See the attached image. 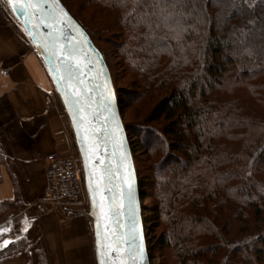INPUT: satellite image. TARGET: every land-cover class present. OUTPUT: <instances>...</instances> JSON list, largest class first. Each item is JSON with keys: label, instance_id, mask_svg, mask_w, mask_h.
Listing matches in <instances>:
<instances>
[{"label": "trees", "instance_id": "1", "mask_svg": "<svg viewBox=\"0 0 264 264\" xmlns=\"http://www.w3.org/2000/svg\"><path fill=\"white\" fill-rule=\"evenodd\" d=\"M62 1L95 43L106 32L120 40L132 84L158 98L144 122L125 123L134 153L153 162L144 175L135 154L143 198L154 199L145 225L163 226L155 246L170 253L166 263L209 264L222 248L217 264H264V101L255 106L264 100V0ZM15 187L0 199L1 238L24 203ZM228 201L220 223L215 213ZM31 249L21 237L0 258Z\"/></svg>", "mask_w": 264, "mask_h": 264}, {"label": "water", "instance_id": "2", "mask_svg": "<svg viewBox=\"0 0 264 264\" xmlns=\"http://www.w3.org/2000/svg\"><path fill=\"white\" fill-rule=\"evenodd\" d=\"M38 2L42 5V10L30 9L29 11L34 14L27 17L23 12H14L8 0H0V7L39 57L68 122L75 152L82 168L87 208L85 213L93 240L95 264H101L102 259L106 264H112L113 260L116 264H120L115 251L109 250L107 256L101 257L100 245L97 242L99 240L101 244L110 243V240L103 239L106 234L110 235L112 230L116 229L118 234L122 235L131 230L136 223L139 225L143 242L144 259L141 260L139 255H136L135 264H151L139 173L120 107L118 91L107 59L62 0H38ZM56 5H59V8ZM60 9H63L67 16H63ZM50 12L56 14L58 23L48 18L47 14ZM53 27L63 30L62 36L60 32L53 33L57 37L56 55L52 54L53 45L49 36V33L53 32ZM73 47L75 51L69 59L68 50ZM64 60H68L74 67L79 65L78 71L71 80L60 67V63ZM109 174L112 176L111 183L108 180ZM101 175L104 176L105 189L119 185L123 181L128 182L123 184V197L119 195L117 189L118 206L115 211H118L119 215H113L111 221L106 219L104 213L108 210L113 193L105 190L96 193L95 197L93 193ZM129 184L134 195V205L131 209L128 201ZM102 196L107 197L103 202V210ZM120 203L124 205L123 208L119 207ZM118 224L123 227H117ZM125 247L126 245H121L122 257ZM123 259L125 264H133V261L127 257Z\"/></svg>", "mask_w": 264, "mask_h": 264}, {"label": "crops", "instance_id": "3", "mask_svg": "<svg viewBox=\"0 0 264 264\" xmlns=\"http://www.w3.org/2000/svg\"><path fill=\"white\" fill-rule=\"evenodd\" d=\"M66 129L60 102L39 57L0 13V151L5 153L0 162V199L14 198L17 184L26 204L2 225L7 233L0 245L21 237L32 245L29 254L0 258V264H95L83 209L79 205L48 207L41 200L47 186L46 156L53 152L66 157L73 154ZM39 167L42 177L37 185L32 175Z\"/></svg>", "mask_w": 264, "mask_h": 264}, {"label": "rangeland", "instance_id": "4", "mask_svg": "<svg viewBox=\"0 0 264 264\" xmlns=\"http://www.w3.org/2000/svg\"><path fill=\"white\" fill-rule=\"evenodd\" d=\"M77 1L79 2L80 0H76L75 4L78 3ZM0 13L5 15V12L3 11V9L1 7H0ZM84 15L87 18L89 17L88 13L87 14L85 13ZM97 36H96V43H97L96 45H98L101 48L102 52L104 53V55L107 59V62L110 66V69L112 71V75H113L115 85H116V88L118 91V97H119V101H120V107L122 110L124 122H126V123L131 122L132 124L144 122V120L146 119V117L151 112V110H152V108H153V106L156 103L158 98L157 97L148 98L147 96L143 97L142 94L140 93L143 90L142 89L138 90V87H136V86H134V84H132V81H134V78L132 77V75L129 74L128 71H126L124 69V67L122 65L121 58H120L119 53H118L119 50H118L117 45L120 44V40H118V38L115 37V35L110 33V32L109 33L106 32V33H103V34H100ZM228 89H229L228 86H225V85L223 86L222 96L223 95L224 96L230 95V91H228ZM124 92L126 94H123ZM127 94L128 95L130 94V95L128 96ZM122 95H123V99H120V97ZM258 101H259L258 104H255V106L261 108L263 106L262 102L264 100H262V101L258 100ZM150 125H156V124L151 123ZM69 131H70V129H69ZM133 139L136 140L135 138H133ZM131 140H132V138H130V142H131ZM222 140H223V137H220L218 142H221ZM71 142L73 144L72 135H71ZM243 142H244V140L241 139L240 144H242ZM131 146L133 149L132 142H131ZM73 147H74V144H73ZM74 151H75V147H74ZM133 152H134V150H133ZM142 152H137V154L135 152L134 157L136 154L138 159L141 160L139 162V167L141 169L142 174L145 175V173L149 171V167L153 164V162H152V160H150L149 155H147L146 158L143 157ZM135 161H136V158H135ZM169 164L174 165V164H172L171 161L169 162ZM136 166H137V170H138L137 162H136ZM36 169H37V173L35 175H32V177H34L33 180L38 185V180L41 179L42 175H41L40 167L36 168ZM138 173H139V171H138ZM139 183H140V174H139ZM145 189L149 193L147 195L154 194L153 190L147 189V188H145ZM140 190L142 193V205H143V215H144V213L146 212L144 209V206L146 207L147 204H152V202H154V199H150V197L143 198L144 193H143L141 184H140ZM219 196L220 195L215 197L214 200L210 201V202L211 203L218 202ZM22 206H21V208H17L18 213L22 209L25 208L26 204L23 203ZM49 206L50 205H48V207ZM79 206H77V207L83 209V211L86 212V210H87L86 203L84 205H79ZM231 206H232V201H228V202L223 203L220 207H218L217 213H215V214L216 215L218 214V216L220 217V218L219 217L217 218L220 223L227 221V218L230 214ZM146 216H151L150 213L148 212V209L146 212ZM146 225H145V232L147 234L149 255L151 257V264H167L166 260L168 259V257L171 258L170 253L166 254V256L164 257L163 251H161L162 249H160L158 246H155V241L158 238V234L162 231L163 226L162 225L155 226V224H150V225L146 224ZM195 237L199 238L204 243H214V241H215V239L212 236L204 237L201 235L200 236L196 235ZM219 246L222 247L221 242L219 243ZM222 253H223V250L221 248L215 255L210 254L209 257H205V259L209 258L211 260L210 262L208 261L209 264H217L218 259L220 258ZM202 264H207V261L205 263H202Z\"/></svg>", "mask_w": 264, "mask_h": 264}, {"label": "snow or ice", "instance_id": "5", "mask_svg": "<svg viewBox=\"0 0 264 264\" xmlns=\"http://www.w3.org/2000/svg\"><path fill=\"white\" fill-rule=\"evenodd\" d=\"M161 0H156L157 6H159ZM8 3L12 6V9L14 12L20 11L23 12L24 15L27 16H32L34 13L30 12V9H38V10H42V5L38 2H33V0H8ZM134 3H140V0H134ZM183 6V5H182ZM57 8H59V5H56ZM172 7L175 8L176 4L173 3ZM60 12L63 16H67V13L63 12V9H60ZM155 14V13H153ZM183 13H181L182 15ZM49 19H52L54 22L58 23V19L57 16L54 12H50L47 14ZM171 13H169V18L171 17ZM167 19V18H166ZM71 21L69 20V23ZM49 27H52V25H48ZM55 32H60L61 36L63 35V30L59 29V28H55L53 27V32L49 33V36L52 39V54L56 55L57 54V50L55 48V44L57 41V37L53 34ZM75 51V48L73 47L72 49H69V59H71V54L72 52ZM60 67L63 68V70L67 73L68 79L71 80L73 75L78 71L79 69V65H77L76 67H74L71 63L68 62V60H64L60 63ZM81 83H83V81H81ZM110 99V97H109ZM90 107V105H88ZM114 115V114H113ZM83 119V118H82ZM126 158V157H125ZM105 171H108V169H105ZM118 171V168H117ZM108 180L109 183H111L112 180V176L109 174L108 176ZM124 183H128L127 181H123L121 184L116 185L114 187H109L107 189H105L104 186V176L101 175L98 183H97V187L96 189L93 190L94 193V197L95 194L100 192L102 193L103 191L107 190L113 193L111 202L108 204V210L107 212L104 213L106 219H108L109 221H111V218L113 215H119L118 211H115L117 209L118 206V201H117V189H119V195L121 197H123L124 192H123V184ZM107 200V197L102 196L101 197V209L103 210L104 204L103 202ZM128 201H129V208L131 209L132 206L134 205V195L132 192V188L131 185L129 184L128 186ZM120 208H123L124 205L122 203L119 204ZM97 227L99 228V223L97 225ZM117 227H123V225H117ZM97 235L99 236L100 233L99 231L97 232ZM105 241H111L110 243H103L101 244V242L98 240V244L100 245V255L101 257H105L108 255L109 250L115 251V253L117 254V257L119 258V262L120 264H125V260L123 259V257H127L128 259L133 261V264H135V257L136 255H139V257L141 258V260L144 259V247H143V242H142V238L140 236V229H139V225L138 223L134 224V226L132 227L131 230L121 234H118V232L116 231V229H113L111 234L108 235L106 234L103 238ZM9 243V241L5 240L3 242V245H7ZM3 245H0V247H2ZM121 245H126V247L123 249V257L121 256ZM101 264H106L105 260L102 259L101 260ZM112 264H116V261L113 260Z\"/></svg>", "mask_w": 264, "mask_h": 264}, {"label": "built area", "instance_id": "6", "mask_svg": "<svg viewBox=\"0 0 264 264\" xmlns=\"http://www.w3.org/2000/svg\"><path fill=\"white\" fill-rule=\"evenodd\" d=\"M4 74L7 71H3ZM65 118V116H64ZM66 119V118H65ZM67 135L71 132L67 120ZM47 186L43 192L42 202L50 205H84L86 203L82 168L75 151L66 157L53 152L46 156Z\"/></svg>", "mask_w": 264, "mask_h": 264}]
</instances>
